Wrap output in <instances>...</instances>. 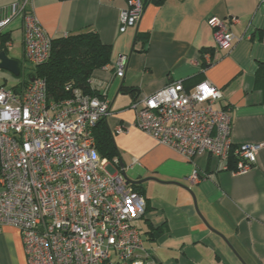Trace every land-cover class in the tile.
<instances>
[{
    "label": "crops",
    "instance_id": "1",
    "mask_svg": "<svg viewBox=\"0 0 264 264\" xmlns=\"http://www.w3.org/2000/svg\"><path fill=\"white\" fill-rule=\"evenodd\" d=\"M22 0H0V53L19 62L18 77L0 69V86L18 91L33 70L24 57L23 20L12 16ZM135 28L119 32L127 0H27L51 39L95 33L111 47L110 65L93 73L109 101L106 125L125 172L145 201L144 215L133 223L142 240L145 264H264V0H142ZM230 23L235 40L229 51L215 47L208 20ZM6 35L5 44L2 36ZM120 56L128 62L123 79L115 77ZM26 64L29 67H26ZM263 83H257V72ZM259 72V74H260ZM181 82L190 92L208 82L222 93L217 110H228L233 145L261 146L256 164L244 174L202 155L188 162L158 144L134 124L132 99L120 88L149 96ZM126 131L114 135V128ZM109 172L112 170L108 167ZM194 171L206 181L192 183ZM0 264H27L20 232L0 228Z\"/></svg>",
    "mask_w": 264,
    "mask_h": 264
},
{
    "label": "built area",
    "instance_id": "2",
    "mask_svg": "<svg viewBox=\"0 0 264 264\" xmlns=\"http://www.w3.org/2000/svg\"><path fill=\"white\" fill-rule=\"evenodd\" d=\"M26 2L13 5L12 16L23 20L24 57L35 68L48 61L52 39L25 11ZM143 9L142 0H127L119 32L135 28ZM207 22L215 47L229 51L235 40L229 26L237 20ZM9 23L0 21V33ZM127 62V56L118 57L116 78H124ZM31 79L18 91L0 86V228L20 232L27 264H145L133 226L145 201L125 183L117 159L99 157L92 136L98 121L110 116L103 86L89 80L101 98L73 89L70 98L48 102L45 81ZM221 99L208 82L190 92L175 82L135 98L131 109L140 131L188 162L206 155L228 170L232 158L235 169L229 171L244 174L261 146L233 145L229 111L215 108ZM125 131L118 126L113 134ZM206 179L197 171L189 177L192 183Z\"/></svg>",
    "mask_w": 264,
    "mask_h": 264
},
{
    "label": "trees",
    "instance_id": "3",
    "mask_svg": "<svg viewBox=\"0 0 264 264\" xmlns=\"http://www.w3.org/2000/svg\"><path fill=\"white\" fill-rule=\"evenodd\" d=\"M155 2L159 3V0H155ZM6 37V35L1 37L3 44H5ZM110 57L111 47L102 44L93 32L52 39L48 61L33 68L29 80L35 78L45 81L48 102H58L70 98L73 89H79L90 97L101 98L102 96L97 91L91 89L89 80L92 79L95 71L110 65ZM259 68H263L261 71L264 70V64H260ZM259 72L258 70L256 82L261 84L263 83L260 79L262 74ZM120 93L130 96L132 101L138 97V91L132 88L122 86ZM92 136L100 158L109 162L117 159L119 163H122L105 119L98 121L94 126ZM234 169L235 161L230 158L228 170ZM131 188L140 195L137 187L131 186Z\"/></svg>",
    "mask_w": 264,
    "mask_h": 264
},
{
    "label": "water",
    "instance_id": "4",
    "mask_svg": "<svg viewBox=\"0 0 264 264\" xmlns=\"http://www.w3.org/2000/svg\"><path fill=\"white\" fill-rule=\"evenodd\" d=\"M0 69H4V70L9 71L15 77H18L20 75V72H21V67H20L19 62L8 58V56L5 52L0 53ZM31 81H33V79H31ZM119 168L122 169L121 174H122V177L125 180V183L127 185L138 186V185L142 184V182H144L142 180H140V181L130 180L125 174V169H124V166L122 163L119 164Z\"/></svg>",
    "mask_w": 264,
    "mask_h": 264
},
{
    "label": "rangeland",
    "instance_id": "5",
    "mask_svg": "<svg viewBox=\"0 0 264 264\" xmlns=\"http://www.w3.org/2000/svg\"><path fill=\"white\" fill-rule=\"evenodd\" d=\"M26 67H29V65L26 64ZM132 111H133V110H132ZM125 174H126V176L130 179V174H131V173H129V172L126 173V172H125Z\"/></svg>",
    "mask_w": 264,
    "mask_h": 264
}]
</instances>
